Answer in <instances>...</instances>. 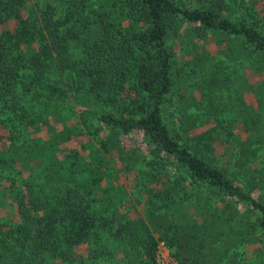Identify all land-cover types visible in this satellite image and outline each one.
<instances>
[{
	"label": "trees",
	"instance_id": "trees-1",
	"mask_svg": "<svg viewBox=\"0 0 264 264\" xmlns=\"http://www.w3.org/2000/svg\"><path fill=\"white\" fill-rule=\"evenodd\" d=\"M263 155L264 0H0V264H264Z\"/></svg>",
	"mask_w": 264,
	"mask_h": 264
},
{
	"label": "rangeland",
	"instance_id": "rangeland-1",
	"mask_svg": "<svg viewBox=\"0 0 264 264\" xmlns=\"http://www.w3.org/2000/svg\"><path fill=\"white\" fill-rule=\"evenodd\" d=\"M169 112H170V114L173 112V107L172 106H170L169 107V110H168ZM230 161H234V159L232 158V157H230V156H226V157H223L222 158V161H221V164L222 165H225V164H227V163H229ZM260 161H261V166L259 167V168H261V169H264V155L260 158ZM229 166H231V165H229ZM233 167L231 166L229 169L231 170V171H233V169H232ZM264 172V171H263ZM118 184L120 185V194H121V196L122 197H124V198H127V199H132V195H131V191H129V188H127L124 184H123V182L119 179V182H118ZM137 205V204H136ZM137 207H138V212L139 213H143L142 212V209L144 208L145 209V206L144 205H137ZM154 220V219H153ZM257 247V246H256ZM256 247L254 248V246H250V247H247V249H248V254H249V256H250V254H252V253H254L255 251H256ZM167 251H169L167 248H164V250H162V254H164V253H166ZM170 252V251H169ZM247 261H249L248 259H247ZM252 263H253V260H250ZM158 264H162V260H161V258L159 257V259H158Z\"/></svg>",
	"mask_w": 264,
	"mask_h": 264
},
{
	"label": "built area",
	"instance_id": "built-area-1",
	"mask_svg": "<svg viewBox=\"0 0 264 264\" xmlns=\"http://www.w3.org/2000/svg\"><path fill=\"white\" fill-rule=\"evenodd\" d=\"M164 248H167L163 243H161L158 247V252H157V264H158V259L159 257L162 260V264H178L173 257H171L170 252L167 251L166 253L162 254V250ZM168 249V248H167ZM169 250V249H168Z\"/></svg>",
	"mask_w": 264,
	"mask_h": 264
}]
</instances>
